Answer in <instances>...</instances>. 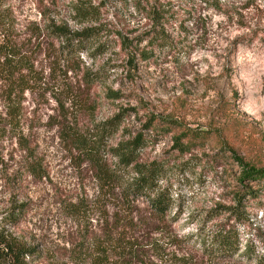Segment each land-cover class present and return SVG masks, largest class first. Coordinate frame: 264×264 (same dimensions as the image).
<instances>
[{"label": "rangeland", "instance_id": "374dc122", "mask_svg": "<svg viewBox=\"0 0 264 264\" xmlns=\"http://www.w3.org/2000/svg\"><path fill=\"white\" fill-rule=\"evenodd\" d=\"M4 1L17 26L54 2V16L72 28L96 30L73 56L55 39L52 55L39 54V88L9 98L0 80V236L30 250L22 264H73L74 250L115 225L133 248L125 264H264V180L239 181L228 149L233 143L237 156L264 166V0ZM76 2L92 7L94 19L77 23ZM82 70L100 71L102 80L88 88ZM70 89L92 109H71ZM107 89L120 97L107 98ZM60 101L90 133L119 107L135 108L128 129L101 144L114 181H100L95 166L60 138ZM149 114L180 123L148 130L137 158L160 169L157 186L171 200L162 218L146 196L127 191L136 175L111 149ZM187 129L202 131L187 133L184 142L192 143L179 151L172 136ZM221 224L237 230L233 255L210 245Z\"/></svg>", "mask_w": 264, "mask_h": 264}, {"label": "trees", "instance_id": "16d2710c", "mask_svg": "<svg viewBox=\"0 0 264 264\" xmlns=\"http://www.w3.org/2000/svg\"><path fill=\"white\" fill-rule=\"evenodd\" d=\"M255 9L259 11L257 6ZM72 12L74 19L80 25L93 20L96 15V11L83 2H76L72 6ZM240 15L242 16V14ZM80 27V29H74L67 20L54 16V2L43 4V7L39 9L38 19H25L20 26H17L12 7L4 0H0V80L7 84V90H5L7 97L21 95L25 91L39 88L44 83V68L38 67V56L46 50L48 57L52 55L54 39L60 41L67 49L66 52L73 56L95 37V28L92 26ZM79 79L82 85L89 88L93 83L101 81L102 77L100 71L82 70ZM67 95H69L68 99L71 98L68 105L71 109L75 110L76 107L87 111L92 109L90 108L91 103L87 102V98L83 94H78L70 89L67 91ZM106 96L110 99H117L120 94L112 89H107ZM69 107H65L64 102H59L58 110L62 120L56 121V124L60 127V138L95 166L100 181L105 183L114 181L115 170H107L102 165L101 154L99 156L101 144L105 140H109L119 128L128 129L124 123L134 113L135 108L119 107L116 112L97 126L95 132L90 133V131L80 128L74 120H70L69 113H67ZM179 124L173 118L158 121L155 115L149 114L134 136L119 141L111 148L119 164L125 168L131 166L136 175L127 186V191L146 196L156 218H162L170 207V195L157 186L159 167L155 163H139L137 158L147 142L145 134L148 130L157 132L160 130L158 127H161V129L171 131L172 127ZM201 131L187 129L173 135L174 148L179 151L187 150L188 144L192 143V140L184 142L188 136L187 133L191 134L192 138H196L195 135H200ZM228 149H231V153L241 169L238 176L239 181L264 180L263 165L237 156L233 143L229 142ZM237 197V202H239L241 199L239 193ZM124 236V231H117L116 225L115 227L106 226L101 237L90 240L88 249L80 247L74 250L71 254V261L73 264H82L86 261L90 264H125L126 254L133 251V248ZM209 238L210 245L214 247L213 251H218L217 254L233 255L239 249L238 233L233 226L221 224L211 232ZM246 252H249V248ZM30 253V250L25 246H16L0 236V264L10 261L13 264H22V260Z\"/></svg>", "mask_w": 264, "mask_h": 264}]
</instances>
